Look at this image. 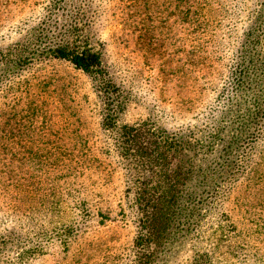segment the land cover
<instances>
[{"label":"rangeland","instance_id":"374dc122","mask_svg":"<svg viewBox=\"0 0 264 264\" xmlns=\"http://www.w3.org/2000/svg\"><path fill=\"white\" fill-rule=\"evenodd\" d=\"M263 13L264 0H0V264H264L263 103L240 169L199 203H184L197 171L174 184L198 142L242 126L250 91L233 83ZM70 24L118 88V127L180 134L186 157L142 171L125 156L120 129L102 126L96 82L45 53ZM140 187L160 197L145 214L174 219L146 247L135 243Z\"/></svg>","mask_w":264,"mask_h":264},{"label":"trees","instance_id":"16d2710c","mask_svg":"<svg viewBox=\"0 0 264 264\" xmlns=\"http://www.w3.org/2000/svg\"><path fill=\"white\" fill-rule=\"evenodd\" d=\"M256 26V28L252 29V34L246 38L242 60L238 65L240 68H236L239 72V77L233 83V88L240 93H244L246 90L250 91V94H248L250 96L248 99L250 106L245 107L243 115H240V118L245 116V119H238L239 116H236V120L242 121V126L238 129L234 128L231 133L223 134L222 136L223 129L217 127L213 133L214 140H210L208 143L198 142L196 144L199 152L196 159L195 156H191V158L181 160L178 166L179 177H177V182L174 184L186 183V180L189 179L191 174H194V171H197L199 176L196 189L189 192V196L184 203L202 202L205 199L203 198L204 191L211 189L210 185L215 184V180L216 182L221 181L230 170L240 169L244 163L243 158L246 149H251L250 144L253 142L254 132L258 128L260 112L262 111L261 104H264V93L254 91L256 86H260L264 82V61H260L257 58L259 53H256L258 46L264 42V13L259 17ZM67 27H63L64 29L60 28L58 34L64 31L66 36L70 38H66L64 42L48 46L47 49H44L46 50L45 53L55 58H64L76 69L86 72L92 81L96 82L94 89L103 98L102 126L109 132L120 129L122 140L119 139L118 144L121 151L126 152L125 156L132 154L131 151L134 152L142 171H146L147 168L150 169V167L153 168L156 165L162 166V159L166 158L171 152H182V156L186 157L187 153L184 150H187L186 147L191 145L180 134L172 132L166 134L162 129L153 130L146 127L141 129L140 126L134 127L128 124L118 127L116 109L119 108L120 102L115 103L118 88L103 69L101 59H99L97 53L90 50L78 51L76 49V45L71 39L77 29L72 24ZM262 54L264 55V52ZM255 71L257 74H255ZM218 133L220 138L216 137L219 135ZM226 135H229L227 139ZM166 150L170 151L166 153ZM140 188L136 190V202H138L141 209L138 221V232L140 234L136 237L135 243L141 247H146V242L153 244L159 241L160 243L159 231L166 229L174 219L173 215L170 217L168 212H161L160 210L157 215L153 214L150 216L145 214L147 210L145 206H148V202H158L160 197L148 195V192L143 187ZM216 193L217 191L214 192V195ZM170 202L176 204L178 199L172 197Z\"/></svg>","mask_w":264,"mask_h":264}]
</instances>
